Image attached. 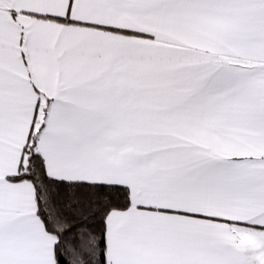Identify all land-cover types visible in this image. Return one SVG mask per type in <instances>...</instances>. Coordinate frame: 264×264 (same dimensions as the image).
<instances>
[{
  "label": "snow or ice",
  "instance_id": "6c2138e0",
  "mask_svg": "<svg viewBox=\"0 0 264 264\" xmlns=\"http://www.w3.org/2000/svg\"><path fill=\"white\" fill-rule=\"evenodd\" d=\"M0 264H264V0H0Z\"/></svg>",
  "mask_w": 264,
  "mask_h": 264
}]
</instances>
